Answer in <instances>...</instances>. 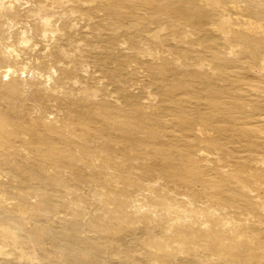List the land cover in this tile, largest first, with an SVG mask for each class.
<instances>
[{
	"label": "bare ground",
	"instance_id": "obj_1",
	"mask_svg": "<svg viewBox=\"0 0 264 264\" xmlns=\"http://www.w3.org/2000/svg\"><path fill=\"white\" fill-rule=\"evenodd\" d=\"M16 1L0 0V68H5L0 76V165L17 166L15 162L21 157L25 165L31 166L34 173L33 178L44 182L46 186L44 194H49L51 182L63 186L60 198L52 200L49 204L51 206L40 209L38 206L24 204L27 206L26 209L33 213L40 211L48 215L67 204L71 206L74 202L72 189L63 182L60 175L63 167L71 166L77 171L78 180L84 179L96 185H102L104 188L99 192L103 212L98 217L90 219L89 225L94 227L95 231L105 235L108 230L109 232L123 231L124 226L131 222L144 223L145 232L142 237L138 238V241L145 247L144 255L156 261L157 264H171L179 252L182 254L195 253L198 248L204 252V260L209 264H264V126H261L262 123L264 124V104L261 101L264 93V57L260 53L261 49L264 50V46H260L259 41H256V39H264L262 38L264 35L256 32L253 25L264 23V0H161L160 5L155 6L158 11L175 13L171 16L180 20L157 23L155 25L156 28L158 27L156 34L161 29H169V35L172 36L173 41L195 42L208 50L215 47L212 45L211 37L206 34V30L202 28L196 30L192 27L200 24L206 15L215 16L216 19L211 24H213V29L221 34L220 39L224 41L225 46L223 51L227 54L216 61L224 65V71L235 72L237 79L242 80L240 85L227 86L225 90H229L230 93L225 91L219 96H209V100L222 110L215 121L211 119L208 111L195 109L188 104L170 116H160H165L162 119L165 123L162 129L169 130L174 135L173 137L186 141V146L176 145L174 149L179 152L181 159L194 162L188 166V176L178 174L168 176L165 171L154 168L147 162V157L154 158V154L136 151L130 147L133 139H130L129 135L134 134L131 129L133 126L138 127V124L129 116L106 115L105 123L108 127L103 130L83 120L75 119L68 110L65 111V117L61 122L60 117L57 116L53 119L35 115L28 116L31 118V122H28L24 118H14L8 114L9 110L20 111V108L13 103V99L24 93L26 84L31 87V90L42 93L44 105L39 108L40 110L48 109L49 101H54L56 108L63 111L60 104H74V102L77 104L82 99L86 102H93L91 99L98 95H100L98 98L106 104L114 101L109 99L110 95L99 84L93 86L81 83L78 90H74L71 85H66L68 81L66 79L73 78L77 72L75 68L58 65L60 56L69 57L68 49H64L61 53L48 49L45 55L48 57L50 67L54 68V74L56 70H59V75L55 77L51 76L50 70L48 71V75L52 77L50 87L42 88L36 80L23 83L22 80L17 79L16 70L19 66V52L22 49L14 48L9 40L13 34L11 31L14 24H11L12 17L18 14V8L14 3ZM68 1L71 0H52L62 9L63 26L69 25L65 18H68L71 13L83 15L78 8H65L64 3ZM27 2L37 7L31 11L44 12L42 8L44 0H25V3ZM20 3L24 4L23 1ZM188 3L192 5V8L186 7ZM231 11H236L237 16L247 17L244 23L246 27L237 26L241 24L231 18ZM90 12L86 10L85 14L89 15ZM51 18L47 13L41 16L37 31L42 36L51 35L52 38L56 36ZM16 24L19 25V22ZM20 25L23 26V23ZM181 25L188 27L183 31L184 38L182 39L178 35ZM111 29L116 30V27ZM144 32H141V35L145 37L141 39L146 38L152 44H158L157 37H149V32ZM193 33L197 35L191 37ZM24 35L19 38L22 44L28 42ZM131 35L135 36L133 34L123 35L124 37L113 45V50L120 45L121 47L126 45V60L135 57L134 51L138 55L147 53L150 58L156 56L173 65L193 66L194 76H199L196 78L218 80L222 67L220 68L211 58L214 66L210 67L205 64L206 54L203 52H194L192 47H186L181 54L170 53L174 55L173 57L159 50L158 55L153 56L143 40H138L136 43L130 41L129 36ZM233 55H236V58H232ZM149 65L152 69L164 74L170 71L169 64H164L162 61L158 63L151 61ZM245 66L250 67V74L241 72ZM36 74L43 77L41 72H35L34 75ZM4 76H9L8 80L5 81L2 78ZM245 86L257 92L253 93L245 89ZM189 88L191 89L190 86L187 87L181 82L172 87L171 91L191 92L194 98L205 100L206 97ZM238 102L250 109L228 111L229 105H237ZM109 107L119 113L124 112L122 108ZM168 117L176 118V122H171ZM34 120L39 121V124L33 123ZM115 124L122 128L115 127ZM201 125L204 126L205 133L204 129L202 132ZM224 130L231 131L237 139L215 137L214 134L217 131L223 132ZM201 132L202 136H198ZM153 137L156 138V136ZM229 142L248 147L247 153L253 155L255 160L248 166L240 168L249 170H240L232 174L230 183L233 189L228 190L224 185L228 178L216 176L212 172L213 168H203L195 162L204 164L212 162L214 169L221 171L234 170L226 158H235L234 156L241 152L233 149ZM206 143H209L211 149L204 147ZM152 145L160 147L155 143ZM192 154H194L193 158ZM245 158L240 155L236 159ZM95 161L98 164H95ZM133 170L138 172L134 173ZM159 184L168 186L176 194L183 191L188 198L184 201L170 196L156 188ZM131 189L147 190L146 195L142 194L140 198H134L130 194ZM251 191H255L257 197L253 196ZM200 197L212 200L216 208L192 207V204ZM4 209L13 217L16 215L12 207L6 206ZM79 213L70 220L62 222L64 229L55 234V238L61 243L59 249L70 253V256L78 263L84 262L88 256L86 252L77 248L79 244L87 242V239L77 234L78 217L81 215ZM12 224H17V222L14 219L0 222V256L6 258L12 255L18 259L23 258L29 264H34L38 257L36 250L43 245L39 238L40 234L23 227L17 228ZM258 227L261 231L257 233L253 228ZM261 232L263 236H260ZM7 245H11L10 250H7ZM58 262L68 263L65 259Z\"/></svg>",
	"mask_w": 264,
	"mask_h": 264
},
{
	"label": "rangeland",
	"instance_id": "obj_2",
	"mask_svg": "<svg viewBox=\"0 0 264 264\" xmlns=\"http://www.w3.org/2000/svg\"><path fill=\"white\" fill-rule=\"evenodd\" d=\"M20 1H23L24 4L20 3ZM20 1L17 0L14 2L16 5L15 7L18 8V14L12 17L11 24L14 23L15 25L13 24V28L11 27L13 34H11L12 36L9 38L14 48L22 49V51L19 52V66L16 70L17 79L22 80L23 83L36 80V82L40 83L39 86L42 88L50 87L52 82L51 76L55 77L59 75V70H56L54 74V68L50 67L48 57H45V55L48 49L49 51L54 50L60 53L64 49H68L70 52L68 54L69 57L65 55L60 56L58 65L61 67L66 66L75 68L77 72L73 78L66 79L68 80L66 85H71L74 90H78L81 83H88L93 86L99 84L103 90H106L110 95L109 99H113L115 102L112 101V103L106 104L101 98H98L100 97V95H98L91 99L93 102H86L82 99V101L77 104H75V102L74 104H60V108H62L63 111H59L56 108V103L54 101H49L48 109L40 110L39 108L44 105V99L41 97L42 93L31 90V87H28L26 84L24 86V93L13 99V103L16 107L20 108V111L9 110L8 114L14 118H24L28 122H31V118H28V116L33 115L51 119L60 117L61 122L65 117V111L68 110L75 119L80 121L83 120L103 130L108 127L105 123L106 115L118 114L122 117L129 116L138 124V127L135 128L133 126L131 129L134 131V134L131 136L129 135L130 139H133L130 147L136 151L154 154V158L147 157V162L154 168L165 171L166 175L174 176L178 174L188 176V166L194 162L191 163V161L181 159L179 152L174 149L176 145L186 146V141L173 137L174 135L169 130L162 129L165 126L162 119L165 118V116L174 114L177 110L185 106L192 105L191 107H195V109L208 111L211 119L215 121L219 118L222 110L217 108L214 103L209 100V96H219L225 91L230 93L229 90H225L227 86H236L242 83L241 79H237V74H235V72L224 71V65L216 61L217 59L219 60L221 56L227 54L223 51L225 46L224 41L220 39L221 34L216 32L213 29V24H211L213 20L215 21V16L206 15L200 24L192 27L196 30H200L201 28L204 31L206 30V34L211 37L212 45L215 47L214 49L208 50L202 48L195 42L189 41L188 43H182L173 41L172 36L169 35V29H161L158 31V34L155 33L158 30V27H155L157 23L179 20L171 16L175 13L171 14L167 11H158L155 9L157 4L160 5L161 0H71L64 3L65 8H78L83 12V15L78 13L79 11H75L78 14L71 13L68 18H65L66 22L69 23L67 26H63L64 16L61 14L62 9L59 8L56 3L52 2V0H44L42 4L44 12L31 11L32 9H37L36 5L31 4V2H27V4L25 0ZM18 6L22 7L19 8ZM186 7L192 8V5L188 3ZM86 10L91 11L89 15L85 14ZM44 13L52 17L50 21L52 27L56 31V33L54 32L56 36H53V38L51 35L42 36V34L37 31V26L40 24L41 16ZM230 15L231 18L238 21V24H241L237 25L239 28L246 27L244 23L247 17L237 16L238 14L236 11H231ZM16 22H19V25L16 24ZM22 23L25 29L20 25ZM253 25L256 32L264 35L263 22H260L259 25ZM114 27H116V30L111 29ZM179 28L180 32H178V35L182 39L184 38L182 35L183 31L188 29V27L181 25ZM20 29H24L25 32L23 30L20 31ZM144 31L149 32V37H157L159 39L158 44H152L146 38L141 39L145 37L141 35V32ZM126 34L135 35L129 36L131 38L130 41H134L135 43L138 40H143L145 46L150 48L153 56L158 55L159 51H164V54L173 57L174 55L170 53L175 52L181 54L182 50L186 49V47H192L195 50L194 52H203L206 54L204 60L205 64L211 67L214 66L213 61H215L220 68L222 67L218 74V80L196 78L199 76H194L192 71L193 66H184L181 64L173 65L167 62V60H161L156 56L150 58L147 53L138 55L136 51H134L133 54L135 57L127 58L126 60L125 56L127 52L125 44L123 47L120 45L113 50L115 42ZM22 35L28 39V42L23 44L20 43L19 38ZM196 35L197 34L193 33L191 37H195ZM256 41H259L258 44L260 46H264V39H256ZM68 42L69 45H67ZM260 53L261 56L264 57L263 49H261ZM231 57L236 58V55ZM151 61L154 63L161 61L164 64L168 63L170 71L164 74L159 70L156 71L152 69L149 65ZM4 69V67L0 68V76L3 74ZM49 70L52 74L51 76L48 75ZM35 72H41L43 77L38 74L34 75ZM241 72L250 74V67L245 66ZM2 78L6 81L9 76H4ZM181 82L185 84V86L187 85V87L190 86L192 90L201 94V96L206 97L205 100L194 98L191 92H172L171 88ZM245 89L253 92V89L249 86H245ZM263 95L261 101L264 104ZM109 106H114L115 109L122 108L124 112L119 113L117 110H111ZM245 108L247 109L249 107H243L238 102L237 105H229L227 109L228 111H237ZM163 115L165 116L160 117ZM168 118L171 122H176V118ZM33 123L39 124V121L34 120ZM169 124L171 123L169 122ZM116 126L122 128V126L115 124V127ZM261 126H264V124L262 123ZM203 127L204 126L201 125L202 132L204 129ZM202 132L198 136H202ZM205 132L206 130L204 129V133ZM214 135L215 137L223 139H237L229 130H224L223 132L217 131ZM152 136H156V138L153 137V139ZM125 137L129 139L127 135H125ZM153 143L160 145V147L152 145ZM229 143L231 144V142ZM231 146L239 153L241 152L239 155H235V158L226 155V157L229 158H226V160H228V163L234 170L221 171L217 170V168L214 169L212 162L208 164L195 162L199 164L200 167L213 168L212 172L216 176L219 175L228 178L224 184L228 190L230 188L233 189L230 183V179L233 176L232 174L240 170H249L240 168L248 166L255 160L253 155L247 153L248 151L246 150L248 147L245 145L242 144L239 146L234 143L231 144ZM204 147L206 149H211L209 143L204 144ZM240 155L246 158L240 160L236 159L240 157ZM191 156L193 158L194 154ZM15 164L17 166L11 164L0 165V222H8L14 219L17 224L12 225H16L17 228L23 227L24 229L40 234L39 238L42 240L43 245L36 250V255L38 257L34 264H60L58 261L61 259H65V261L68 262L67 264H157L156 261L154 262L153 259L144 255L145 247L138 241V238L144 235V223L131 222V224L124 226L123 231L116 230L115 232H109L108 230L105 235L97 230L95 231L94 227L89 225L88 222L90 219L92 220L98 217L103 212L100 204L101 195H99V192L104 189L102 185H96L84 179L78 180L77 171L73 167H63L60 175L63 182L72 189L74 202L71 206L73 207L67 204L63 208L52 211L48 215H44V213L40 211L33 213L28 211L26 209L27 206H24V204L35 207L38 206L40 209L45 208V206H51L49 204L52 200L60 198L59 195L63 192V186L51 182V190L49 194L46 195L43 192L46 187L44 182L40 179L33 178L34 173L31 166L25 165L21 157L18 158ZM95 164L98 163L95 161ZM133 171L134 173L138 172L137 170ZM156 188L170 196H175L177 199L185 201L186 198H188V195L183 191H181L182 193L176 194L166 185L159 184ZM146 191L131 189L130 194L138 199L142 194L146 195ZM251 194L257 197L255 191H251ZM240 199H242V197ZM192 205V207L197 206L204 209L210 206L216 208L214 202L207 197L198 198ZM6 206L14 208L16 213L14 217L4 209ZM215 210L219 212V210ZM77 213L81 214L78 217L79 224L77 226V234L87 239V242L79 244L77 248H80V250L86 252L88 255L85 261L80 263L73 259L70 253L61 251L59 249L61 243H59V239L55 238V234L64 229L62 228V222L70 220ZM253 230L257 233L261 231L259 227L257 229L253 228ZM260 236H263L262 232ZM6 248L10 250L11 245H7ZM27 249L30 248L27 247ZM203 253L204 252L199 248L195 253L182 254L179 252L175 255L176 257L171 264H209L204 260ZM0 264L29 263L23 258L18 259L9 255L6 258L0 256Z\"/></svg>",
	"mask_w": 264,
	"mask_h": 264
}]
</instances>
